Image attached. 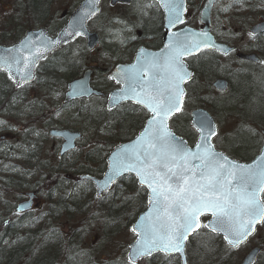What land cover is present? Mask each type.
I'll return each instance as SVG.
<instances>
[{"label":"trees","instance_id":"1","mask_svg":"<svg viewBox=\"0 0 264 264\" xmlns=\"http://www.w3.org/2000/svg\"><path fill=\"white\" fill-rule=\"evenodd\" d=\"M202 1L188 0V4L197 9ZM22 2L21 15L27 23L19 26L17 22L9 31H3L0 34L1 45H6L10 40H18L23 30L39 24H44L53 34L65 21L60 17L55 26L49 28L52 24L50 9L53 0H31L29 7L28 0ZM230 2L227 9L232 11L230 18L243 30L264 14V0ZM70 13L67 12L68 15ZM136 19L139 23L138 17ZM13 20L12 15L9 21ZM154 20H157L155 28L152 32L146 31L147 23ZM154 20L146 18L141 24L140 40L145 43L139 44L150 48L160 44L159 16H155ZM31 22L32 26L29 25ZM130 25L134 27L135 23ZM220 31L219 21H213L212 18V33L217 40L223 41L218 35ZM102 37L99 48L103 50ZM129 46L119 57V62L130 60L137 45L129 43ZM112 47L104 46L101 53L114 54L116 51ZM247 50L255 53L262 65L223 64L224 60L217 55L205 52L189 61L193 79L186 87L185 95L186 108H203L219 123L223 118H228L235 124L230 133L222 132L223 136L217 139L216 146L242 161L250 157H241L232 150L237 149L238 145L240 150L254 149V144L259 143V131L264 129V95L260 93L264 85V38L256 45L247 47ZM94 55L83 44L76 50L68 45L37 67L34 86L38 88V94L35 99L31 98L32 104L28 107L35 114L33 124L28 123L18 131L10 132V136L20 141L22 146L18 148L22 152L19 157L23 158V166L9 163L15 148L7 140L0 141V264H129L124 258H110L108 248L101 245L110 243L111 239L119 235L120 229L129 230L135 216L145 207V192L137 187L132 178H125L109 194L96 200L91 185L77 182V177L81 174L100 175L108 151L118 143L132 139L146 115L131 105H123L108 112L105 110L104 97L66 106L60 104L66 83L78 78L86 68L93 70L92 85L95 89L105 95L113 88L106 78L108 71L96 67L95 62L90 60ZM217 78L228 82L227 93L222 95L211 89V82ZM17 93L4 75L0 74V115L9 109L11 111L10 102ZM59 112H63L65 118L62 120L61 115L60 121L56 123L55 116ZM170 126L188 144L194 142L195 133L190 128L188 114H179L172 119ZM54 127L79 131L84 141L78 143L76 150L65 157L58 158L54 150L52 162L41 161L37 156L47 139L44 131ZM228 136L232 139L229 148L225 146ZM25 190H34L44 195L45 207L41 215L28 213L14 216L12 201ZM95 224L99 226L101 236L97 234V244L93 248V239L84 235V230ZM2 245L5 246L1 248ZM257 245L261 252L256 264H264V230L262 240ZM186 252L188 264L232 263V254L222 241L205 231H200L187 242ZM139 264H178V260L175 257L155 255Z\"/></svg>","mask_w":264,"mask_h":264},{"label":"snow or ice","instance_id":"2","mask_svg":"<svg viewBox=\"0 0 264 264\" xmlns=\"http://www.w3.org/2000/svg\"><path fill=\"white\" fill-rule=\"evenodd\" d=\"M89 2L94 15L99 0ZM167 6L169 24L174 26L181 22L178 6ZM200 46V42L177 38L166 45L171 55L163 65L149 58L139 67L133 65L130 70H117L118 75L124 71L127 87L121 89L116 99L134 100L151 114L147 127L132 147L119 156L113 174L105 182L106 189L122 172H135L141 190L146 191L149 211L141 218L142 223L132 229L139 238L129 255L130 260L151 256L153 252L183 255L189 235L201 227L216 234L223 233L229 245L238 246L256 223L264 221V203L259 199L264 192V154L253 166L234 163L217 153L208 143L215 132L206 117L197 122L202 143H197L193 151L169 131L165 123L181 110L183 89L180 85L187 77L181 57ZM3 60L9 69L12 62L20 63L18 58ZM29 63L34 60H26L25 67ZM161 69L164 75L160 74ZM20 72L17 69V73ZM30 76L28 71L21 79L26 81ZM207 215H211V221L202 224L200 218Z\"/></svg>","mask_w":264,"mask_h":264},{"label":"water","instance_id":"3","mask_svg":"<svg viewBox=\"0 0 264 264\" xmlns=\"http://www.w3.org/2000/svg\"><path fill=\"white\" fill-rule=\"evenodd\" d=\"M159 8V10L162 13V28H163V36L161 40V46L160 48L156 50H150L144 47H138L137 50L134 53V56L132 58L131 63L129 64H119L114 67V69L110 72L108 75V79L112 82H115L119 88L111 91L108 93L106 97V110L111 111L120 105L130 103L134 106H137L142 109L140 105H138L134 100L131 99H120L117 100L116 97L120 93L121 89L124 87H127L126 83L123 80V75L125 74L124 71L121 72L120 75H118L117 70H130L132 69L133 65H136L139 67L141 64L144 63L146 59H155L157 60L161 65H163L165 59L171 55L169 48L166 47V45H169L174 40L179 38L180 40L184 41H191L193 43L200 42L201 46L198 49H193L191 54H186L181 57V63L183 64L184 69L187 72V77L184 82L181 83L180 87L183 89V96L181 100V110L184 102V95H185V85L188 84L193 77L192 71L189 69L186 60L189 58L195 57L198 55L201 51H208L213 52L215 54H218L223 57H227L229 54L234 52V48H231L227 46L226 44L218 43L216 42L214 36L211 33V24H210V16L211 11L213 8V5L215 4L216 0H206L202 6V8L199 11L198 14V22L202 26L200 30L192 29L188 26H185L179 30H176L180 26H182L185 22V7H186V0H154ZM100 2V0H99ZM95 4V14L93 15V6L90 4L89 0H82L77 8L73 11V13L70 15L68 20L66 21L65 25L53 36L49 37L47 35V32L44 29H38L34 31L27 32L22 39H20L19 42L16 44L9 46V47H3L0 46V72H4L8 79L14 84L16 88H20L26 84H30L34 81V69L36 65L45 59L47 56H49L51 53L55 52L56 50L60 49L66 44H69L73 42L77 37H83L85 39V46L89 51H92L96 45L99 42V38L95 33L89 32L87 30V22L91 20L99 11L98 4ZM131 0H110L109 3L111 6L115 4H129ZM167 5H177L178 6V12L180 15L181 22L176 23L174 26L169 24V18H170V12L169 7ZM79 32V35H75L74 33ZM264 32V18L262 19V22L257 23L253 25L249 29V33L253 36H256L260 33ZM178 34V37L177 35ZM51 41H56V43H50ZM206 45V46H205ZM11 49L12 51L9 52L8 50ZM36 57H39L38 59ZM3 58H8L9 61H12V58H18L20 60L19 64H16L15 62H12V67L9 69L7 65L4 63ZM236 58L238 60L248 61L254 64H258L260 60L254 55V54H242V53H236ZM33 61L34 63H29L27 67H25V61ZM17 69H20L21 72L18 74ZM28 71L31 72V76L25 81L21 79V76ZM91 70H86L81 75L80 78L77 80H74L72 82H69L66 85V91L64 93V100L63 104L70 103L73 101L81 100V99H89L90 97H99L102 94L94 89H92L90 85V77H91ZM161 75H164L163 69H161ZM110 77H113L110 79ZM19 82V83H17ZM212 88L219 92L224 93L228 89L227 81L224 79H216L212 83ZM137 91H139V88L137 87ZM112 97L113 99H110ZM148 116V118L145 120L141 130L139 133L129 142L121 143L117 146H115L108 154L106 160H105V170L102 173V175L99 178L89 176V175H81L78 177V181H87L91 183L93 190H94V197L96 199H100L103 194L108 193L112 186L117 183L119 180L123 179L124 177H132L134 178L136 184L142 188L139 178L137 177L135 172H122L119 176L116 177L115 181L113 183H110L108 187L105 189V182L107 178L113 174V168L116 166L119 156L127 151L129 148L132 147L134 142L136 141L137 137L140 135V133L143 131L144 127H147V120L151 118V114L148 113L147 109H142ZM173 113L166 121V125L168 127V130L174 133L169 128V120L179 114L181 112ZM206 117L208 121L211 122L213 125V130L215 132V135L210 136L208 138V143L213 147L212 140L217 134V127L214 119L210 116V114L204 110V109H196L190 112L189 119H190V125L191 128L196 133V141L192 146H189L187 142L182 139L188 146L190 150H196V144L202 143L201 140V132L199 129L198 121L202 118ZM175 135V134H174ZM262 135V142L260 145V149L258 154L248 163L245 162H236L225 156L223 153L216 151L213 147V149L221 154L224 157H227L228 160L238 163V164H244V165H253L255 166L257 163H259L262 154H264V131L261 132ZM48 136L53 139H59L62 141L60 148H59V157H62L63 155L71 152L75 148V142L78 141L81 138V134L79 132H70L68 130H57L52 129L48 132ZM176 136V135H175ZM177 137V136H176ZM198 163V162H197ZM27 200L20 202L16 205L14 212L16 214H22L25 212H28L31 210L32 207V201L34 198V195L32 193L26 194ZM260 201L261 200V193L259 196ZM149 211L148 206V198L146 195V208L143 212H141L134 220L132 225L130 226V231L134 235V241L130 243L127 247V254L126 258L127 261L130 264H137L138 262H141L142 260H145L153 255L161 254L165 255L162 252H153L151 256L146 257H134L131 260L129 259V255L132 252L135 241L139 238L137 237L132 229L137 228L141 223V218L146 216ZM205 218L206 221L204 223H207L211 221L212 217L211 215L202 216L200 219ZM262 222L256 223L254 225V230L250 231V234L247 236L245 240H243L238 246H231L227 243V241L224 240V234H216L213 233L209 229H205L208 233L218 236L222 239V241L225 243V245L231 249H237L238 247L242 246L247 242V240L253 236L255 233V229L257 226H259ZM199 230V229H198ZM197 230V231H198ZM191 233L189 235L188 240L197 232ZM187 240V241H188ZM186 241V242H187ZM185 242V244H186ZM260 249L253 248L251 249L241 260L239 264H254L255 259L257 255L259 254ZM166 256V255H165ZM170 256H176L179 260V264H187L186 261V255H185V247L183 255L179 253H173L170 255H167V257Z\"/></svg>","mask_w":264,"mask_h":264},{"label":"rangeland","instance_id":"4","mask_svg":"<svg viewBox=\"0 0 264 264\" xmlns=\"http://www.w3.org/2000/svg\"><path fill=\"white\" fill-rule=\"evenodd\" d=\"M54 3L50 9V21L52 24L49 26V28H53L58 21V19L62 16L64 19L67 18L68 11H73L76 9V6L81 0H53ZM109 0H102L99 4L100 7V15L99 17L93 22V24L88 27L90 31H94L98 33L99 37L103 39V50L104 46L112 45L113 49H115L114 54H104L101 53V48H96L94 51V56L90 58L91 61H94L95 66L107 70L108 72L119 62V57L125 53L128 49L129 43H134L132 40L135 38V31L139 30L140 25L143 24L148 17H152L156 7L153 6L150 0H134V2L128 6V7H111L108 3ZM31 0H28V7L30 5ZM22 0H0V34L7 30L9 31L12 29V26H14L17 22H19V26L26 25L27 21L26 18H23L21 15L22 11ZM230 0H218L216 5L214 6L212 18L213 21L217 19L219 21V25H221V31L219 32V37L224 40H229L230 43H232V46H235L236 48H243L245 45H254L252 42H250L251 38L247 34V29L243 30L241 29L237 23L234 22L230 16L232 15L231 10H227L230 6ZM14 17L13 21H9V17ZM188 25L192 27H197V12L195 13L194 9H190L188 11ZM136 17L139 19V23L137 22ZM37 18V17H36ZM225 18V19H224ZM230 22V23H229ZM131 23H135L134 27L131 26ZM229 23V25H228ZM32 26V22L29 24ZM149 27L147 30L150 29L151 23H147ZM38 26H44V24H39ZM231 27V28H230ZM31 28V27H30ZM135 28V29H134ZM127 41V43H126ZM84 45L83 39H77L73 44L70 45V47L73 50L78 49L81 45ZM102 50V51H103ZM129 61V60H128ZM127 62V61H125ZM228 62V61H227ZM226 61H224L223 64H225ZM107 72V73H108ZM106 73V74H107ZM38 89H29L22 91L18 96L23 97L28 100V104H32V100L29 101V97L32 96V93H36ZM31 102V103H30ZM13 101H11L12 105ZM15 111L19 112V116L16 118L13 117V113L10 112V110L6 111L4 114L0 115V136L5 137L8 142H10L11 145L15 148L14 152L10 155L12 161H17L19 159V155L21 153L20 150H18V147L21 146L20 141H15L14 138H9L10 132L12 130L16 131L19 130L20 127L24 126L23 123H29L33 124V117L35 116L34 113H31L30 110L25 109L21 103L17 106L13 107ZM260 111L262 112L261 107ZM190 110L188 108H184V113H188ZM260 113V112H259ZM63 114V112H59L55 116V121L58 123L60 120V116ZM65 118V115L62 116V120ZM221 119V117H220ZM217 121V120H216ZM58 126V124H56ZM235 124L232 123V121L228 118H223L222 122L219 123L218 127V134L215 140H217L219 137L223 136L221 135L222 132H231L234 128ZM229 132V133H230ZM231 138L228 136V140L226 141L225 146L229 148L228 144H231ZM84 141V140H83ZM58 142L48 140L43 142V147L40 151V155L37 156L39 160L41 161H48L52 162V153L53 151L55 154H57L58 151ZM57 149V151H56ZM257 149V144H254V149H241L240 145H238V148L235 150H232L233 153L247 158L251 157L253 153ZM23 156H26L23 155ZM2 160V158H0ZM6 162H8L6 160ZM1 164V163H0ZM18 165H24L21 163V161H17ZM44 196L40 195L38 198V202L35 205L34 214H39L44 212ZM63 223V222H60ZM99 226L97 224L90 225L86 227L84 230V235H88L89 239H93L91 242V246L93 248L96 247L98 235L101 236L99 231ZM263 228H261L258 231V234L256 236L252 237L248 244L244 247L239 248L236 252L232 253L231 255V264H237L238 261L245 255V253L253 247L255 244L260 242L263 237ZM119 235H117L115 238L111 239L110 243H106L107 245L104 246L102 243L101 246L108 248V252H110V258L112 256H116L117 259L124 258L126 255L127 245L131 243L134 239L133 235L130 233L128 229H120ZM83 232V230L81 229ZM98 234V235H97ZM6 245V244H5ZM5 245H2L1 248H3ZM105 255V259H107V255ZM122 255V256H121ZM205 264V263H204Z\"/></svg>","mask_w":264,"mask_h":264},{"label":"flooded vegetation","instance_id":"5","mask_svg":"<svg viewBox=\"0 0 264 264\" xmlns=\"http://www.w3.org/2000/svg\"><path fill=\"white\" fill-rule=\"evenodd\" d=\"M157 13H158V16H159V18H160V27H161V26H162V15H161V13H160L159 10H157ZM258 19H259V18H258ZM161 29H162V28H161ZM263 38H264V33L261 34V35H258V36H256V37L251 38L250 42H252V44L256 45L257 42H258L259 40H262ZM254 45H252V46H254ZM249 46H251V45H249V44L245 45V46L242 48V49H243V52H246V51H247V47H249ZM237 50H240V49H237ZM112 84H113V83H112ZM114 85H115V84H114ZM114 88H116V86H115ZM26 192H33V193H36L34 190H25V191L21 192L20 195H18V198H17V200H16L15 202H21V201L25 200V199H26V197H25ZM36 194H37V197L34 199V203H33L34 206H33L32 212H34V210H35V205L37 204V202H38V198H39V196L41 195V193H36Z\"/></svg>","mask_w":264,"mask_h":264},{"label":"bare ground","instance_id":"6","mask_svg":"<svg viewBox=\"0 0 264 264\" xmlns=\"http://www.w3.org/2000/svg\"><path fill=\"white\" fill-rule=\"evenodd\" d=\"M241 64H246L245 62H241ZM253 73H251V75H252ZM260 93H261V95H264V85H262V87H261V90H260Z\"/></svg>","mask_w":264,"mask_h":264}]
</instances>
